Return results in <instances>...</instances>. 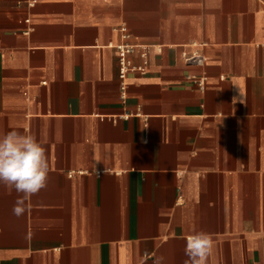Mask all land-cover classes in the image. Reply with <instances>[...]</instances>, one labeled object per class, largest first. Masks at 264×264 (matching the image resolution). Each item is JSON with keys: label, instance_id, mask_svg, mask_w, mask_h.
<instances>
[{"label": "crops", "instance_id": "obj_1", "mask_svg": "<svg viewBox=\"0 0 264 264\" xmlns=\"http://www.w3.org/2000/svg\"><path fill=\"white\" fill-rule=\"evenodd\" d=\"M36 1L0 0V135L49 173L20 217L0 185V264H185L200 231L208 264H264V0ZM124 26L151 49L125 101Z\"/></svg>", "mask_w": 264, "mask_h": 264}, {"label": "clouds", "instance_id": "obj_2", "mask_svg": "<svg viewBox=\"0 0 264 264\" xmlns=\"http://www.w3.org/2000/svg\"><path fill=\"white\" fill-rule=\"evenodd\" d=\"M45 143L34 134L18 130L0 135V185L17 193L12 209L16 217L24 215L27 203L47 186L49 159ZM214 246L210 233L200 231L188 235L184 249L188 258L185 264H208ZM163 260V257H157L153 264H163Z\"/></svg>", "mask_w": 264, "mask_h": 264}, {"label": "built area", "instance_id": "obj_3", "mask_svg": "<svg viewBox=\"0 0 264 264\" xmlns=\"http://www.w3.org/2000/svg\"><path fill=\"white\" fill-rule=\"evenodd\" d=\"M29 6L31 8H35L37 1L29 0ZM26 24H30V20L26 21ZM120 33L122 35V39L124 41L123 44H120L115 47L118 53V75L119 80L121 81L122 86V98L125 101L127 99V86L126 81L130 74H141L146 75L148 72L149 66V57L151 53V49L144 46H134L129 43L131 39L130 32L126 26L120 29ZM26 35L29 32L25 33ZM137 56L141 59L142 63L140 65H136L134 63L133 58ZM184 60L187 64L197 66L203 68L206 66L207 59L205 56L199 52H196L193 55L184 54ZM189 81H191L195 86H197L201 91L206 90V78L199 77H190Z\"/></svg>", "mask_w": 264, "mask_h": 264}]
</instances>
